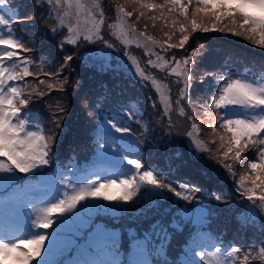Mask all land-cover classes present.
Wrapping results in <instances>:
<instances>
[{
  "label": "rangeland",
  "instance_id": "obj_1",
  "mask_svg": "<svg viewBox=\"0 0 264 264\" xmlns=\"http://www.w3.org/2000/svg\"><path fill=\"white\" fill-rule=\"evenodd\" d=\"M155 2L162 3L163 0H155ZM185 2L187 3V0H185ZM96 3L99 6L105 5L106 12H100L99 9L96 10L97 7L93 6V0H80V4L84 5L83 9H80L76 6V0H72V7L70 8L64 4L63 0H61L62 6L59 8L48 4L47 0H43V2L39 5L37 4V0H12L9 6L15 9L16 16L21 21L16 26L18 30L14 31L13 34L21 43L25 44L26 47L31 49L29 51L17 50L20 59L16 60V63L21 68L27 66L29 70L37 68L43 71H47L49 69L54 70L56 64L58 63L57 59L61 58L67 45L71 48L79 49L86 44L81 43L86 42L83 40V36L85 34H92L93 41L87 42V45L92 47L83 48L81 50L80 57H83L88 53L95 54L96 57L94 58L100 61L105 59L104 65L107 64L108 67H112V65H110L111 61H118V64L122 62V69H128L127 73L131 76V78L138 80L142 85V87H138L137 84H134V92L130 96L129 101V106L132 112V121L130 122L129 127L131 129L132 136L137 139L139 143L138 148L141 154L138 158L142 164L141 171L145 169L152 170L158 179H162L170 186L178 188L176 183L179 182V179L170 177V175L168 176L167 170L165 169H162V171L158 170L159 168L157 162L159 165H161V167H166V169L172 167L173 165L191 166L195 175L200 178H194L196 180L194 183L199 184L198 186L202 188L203 191L192 193V195L199 198V202H202V204H200L196 202L189 203L183 200L178 201L176 198H174V193L165 192L162 194L158 189H153L151 192H159V196L153 195L151 193H145L144 189L142 188L141 193H139L132 202H123V209H125V211L121 212L130 213L136 224L115 225V223L110 222L109 219H107V217L110 216V213L98 212V214L93 218V227L96 223H101L104 224L107 229L118 231L120 247L126 249L134 238L143 239L145 233L153 232L154 230L152 225L158 222L159 227L164 229L166 232L167 239L166 241L163 238L160 240L153 239L149 243L151 253H154L156 248L161 243L163 244L162 255H150L152 264H217V260L226 255L229 247H226L221 253L213 256L211 253L215 252L216 247H214L213 251L209 253L202 249V244L195 247L194 251H192V249L187 250V247L183 248L182 246V238L184 237L183 233H185L187 227L188 229L199 228L206 230L208 233H212V230H210L208 226H203L204 223L214 226H216V223L222 225L224 224L225 229L228 228L230 230L231 227L235 229L236 227L238 228V233L240 236H242L241 240L243 242L241 243L244 244L243 247L248 250V253L251 254L253 260H257L258 264V253H253L250 245H253L255 242L254 246L259 248L260 243L264 242V233H261L254 228L242 229L237 220L238 216L247 215L251 207V202H249L246 197L242 198L240 196L239 191L237 190V184L242 175L252 176L254 173H252L251 169L247 168L241 170L237 166H234L238 163H234L231 159L225 161L224 163L232 164V172H229L224 166L219 168V164H223L218 162L217 159V157L222 155L223 151L219 148V136L213 132L211 127L209 128V131L204 132L205 130L197 123H190V125H188V120H185V117H183L180 110L182 106L178 108L177 101L179 98L177 101L175 100L176 102L174 99H172L171 92L175 84L183 85V81L180 80V78L170 74V68L175 66V60L172 59L171 55L176 50H182L179 48L167 49V42L169 41H167L166 33L172 31V17L168 14L166 9L163 10V19L160 18L162 13L155 10H145V13L147 12L146 15L144 17H140L138 0H96ZM113 4L117 5V7ZM121 7L124 8L126 12H131L132 15L130 17L123 16V14L118 11V9ZM194 7L195 3L193 2V4L190 6V11L193 10ZM153 15L157 17L156 20L149 18ZM29 17H31V19H27ZM52 19H54V22L50 21ZM176 19L179 20L182 19V17H176ZM223 23L228 24V21L225 20ZM166 24L168 25L167 27L165 26ZM95 25L99 26L101 37L99 39L95 34ZM118 25L122 26V31L117 27ZM53 28H56L55 32H53ZM69 28L73 29V31L69 32ZM200 33L211 37L209 39L194 38V35ZM4 35H6V33H4ZM224 35H228L231 41H236L237 45L244 47L241 48L242 50L253 53V55L258 54L261 57H264V49H260L252 45L242 37L231 35L227 31L225 33H220L218 31L204 33L198 31L190 35L189 41L187 43L188 49L184 54V58L192 56V59L189 61L187 67L190 81V87L188 89L190 92L189 96L193 93L196 98V102H201V105L203 106L202 108L206 111L208 117L215 119L216 116L212 114L213 110L208 107V105L211 103L213 96L216 95V90L218 87L217 81L224 74L234 71L241 72L240 65L231 63L228 59L232 53L228 54L227 52H222L223 48H225L226 45H229L227 42L221 40ZM76 36H79V39H77V43L75 45L67 43L61 45V41H65L69 37L75 38ZM147 36H151L154 40L159 41L164 45V47L161 48L158 45L151 44L145 39ZM179 36L180 33L175 31L173 39L170 42H178ZM124 40H128L129 43L125 44ZM113 41H115L114 45L120 48L123 47L121 49H124L125 52H128V55L135 57L140 67L144 69L145 75L149 76L150 78H154L157 81V85H153L151 79L142 80L136 74L135 66L131 64V61L128 59V55H120L116 51L115 46L109 49L107 47V43L112 44ZM93 43L95 44L93 45ZM232 44L233 43L230 42V45ZM98 45L100 46L92 49ZM57 50H59L60 54L57 53ZM167 52L169 55H167ZM157 54L162 56L164 60L168 61V66L163 68H154L152 64L148 63V61L151 60L157 64H162V61L157 59ZM169 56H171V58H169ZM199 56L203 58V61L200 60ZM24 60H29L30 63L25 65L23 63ZM177 60H180V58ZM59 69H62V65L59 67ZM257 70L260 72L261 68L259 67ZM204 72H206V82L204 81L203 77ZM242 73L244 76H241L238 79L249 80L250 76L255 74L253 72L247 75H245V72ZM88 74H90V70L88 68H85V70L80 73L81 77H79V80L76 81L77 84L75 85V91L78 92V95L75 97L69 96L68 93L66 94L65 89H63V91H58L56 88H54L49 91L48 89L45 90L46 95L40 98L39 106L44 110L45 116L49 120V133L50 136L55 137L57 145L61 144L65 137L69 136L75 131L73 120L78 116L77 113L80 114V117L78 118L79 122L76 126V129L78 130L71 140L67 142V145L71 146L73 144L75 147L78 138H83L80 133L91 137V142H95L101 137L96 129V122L99 119L101 122V117L99 115L88 114L89 108L96 110L98 107L87 106V101L84 94L86 89L85 87H82V84H84L83 78L88 76ZM71 78L72 75H69L68 77L63 76L56 81L55 77L49 78V76H45L40 77L38 80L44 79L54 85L59 83L64 87V80L66 79V81H68ZM80 80L82 84L79 82ZM177 80L182 81L181 84ZM256 81L264 83V77L259 76L257 77ZM125 82L129 83V78H125ZM9 83H12L13 86L21 88L22 95H27V97L28 94L32 92L33 88L44 86L39 84V82L34 83L29 79V77H25L22 81H10ZM222 84L223 81L220 80V85ZM192 85L194 91L192 90ZM147 86L151 89L155 96L151 94ZM157 87L159 88V91H157ZM39 90L44 91V88H39ZM162 96L168 98L169 107L167 112L165 111L164 103H162ZM203 99H205V101ZM36 101V99L29 101L27 107L22 109V111L27 114L21 113V115H27L28 121L30 118L34 119V116L28 112L40 111L36 109ZM60 107L64 108V112L59 111ZM56 120L60 121V127H57V124L55 123ZM137 121H139V123H137ZM193 124H196L199 128V131L194 133L195 139L201 141L205 146H207L210 149L209 152H204L202 154L203 151L197 149L196 144L193 142V137H189L187 135L188 132L193 131ZM213 125H216L217 131L222 133V130L219 129L218 124L213 123ZM28 126L32 127V130H37V124L32 123ZM171 132L172 134L169 135ZM44 134L48 135V130H45ZM209 135L214 137H209ZM213 141H215V143H213ZM102 143H104L103 140L93 144L91 146V151L101 148L100 145ZM185 151H187L190 155L186 156ZM115 152L116 151L112 148L111 153ZM177 152L180 153L179 156L176 155ZM249 153L250 155L247 157L248 161H245L246 164H244L246 167L249 162H259L256 159L258 154L254 150L246 151L243 154L244 157ZM66 154H70V156L62 161H58L53 166L47 165L43 167L42 171L47 173L48 183L60 184V180L64 178L62 167L65 163L69 162V159H79L89 162V160H87V152H80L78 149L76 151H72L70 148L64 153V155ZM58 157H60L58 154L56 155L53 153V155L50 156V164L55 163L56 158ZM206 157H209L214 162V170H211L209 165L205 163ZM190 158L193 160L191 161ZM148 164H150L153 169H151ZM204 167L209 168L211 171L205 172ZM183 172H185V170H183ZM174 174L175 172L172 173V175ZM130 175L131 174L129 173L125 176ZM125 176L119 178H124ZM16 177V180L12 182L22 183L24 180L30 178L28 174L18 172L16 173ZM232 178L234 179L232 180ZM91 179H99L102 182L104 178L101 179V177L96 176L92 177ZM90 181L88 183H90ZM219 186L225 187L226 190L229 191L230 196L225 197L224 194L217 192V188ZM246 186L250 187L251 185L246 182ZM8 187L9 184H1L0 192L6 191ZM67 192L70 193V191ZM34 193L40 195L45 193V191L36 189L34 190ZM217 193H220L223 197L220 201L215 199V195ZM259 194V190H257V195ZM0 196L2 195L0 194ZM61 198L62 197L59 199ZM158 198L172 199L171 205L176 206L177 210L171 212L169 209H167V207L160 206L156 201ZM59 199L44 204H37V215L40 214L43 208L50 207L52 203L58 202ZM137 201L140 203L137 204ZM82 203H96L101 204L104 207L108 206V201L102 200L87 201ZM257 203H259V201H257ZM10 205L0 206L1 216L5 215L6 219H15L16 221H20L26 224L28 228H31V230L26 233L25 237L27 238H32L34 233L42 234V232H39L38 229L32 226L34 224L33 218L36 217L31 215V210L27 211V214L30 216L24 217L20 209L13 208ZM198 208L203 209V214L197 211ZM185 210L187 211L185 212ZM77 211L80 212V215L85 219L88 218L87 212L82 211L80 205L77 206ZM256 211L259 213V217H264V210L257 208ZM167 212L170 213V221L168 222ZM75 215L76 213L66 214V218L63 219V221H65L63 224L54 223L52 227L48 228L50 231H57L59 234H52L51 237H48L45 240L43 249H45L46 252L40 254V256L37 258H33L31 264H39L40 261L46 259L50 260L51 264L66 262L69 260V258L76 259L78 252L77 248H73L70 252H64L61 254L63 248L66 245V241L71 238L76 240L77 245H82L87 240L88 232L92 231V228L84 231L83 236H76L74 231H72V229L76 228L77 223L73 219ZM155 215L157 216L147 223L140 222L141 217L143 216L152 217ZM132 218L129 215L124 217H116V222L132 223ZM144 221H148V219L145 218L143 219V222ZM129 230H133L135 236H131L129 234ZM230 231L232 233L230 236L228 235V231L226 234L221 235L218 241H223L224 243L225 241H228L230 243L229 246L235 243L231 239L232 236L234 239L236 230ZM180 232L181 234H179ZM249 232H253L255 236L250 235ZM0 233L12 237L15 236L9 231L3 233L1 228ZM43 233L46 235L51 234L48 232ZM62 235H64L63 238H61ZM53 237H55V239H53ZM203 237L208 239L209 234H205ZM191 238L193 240L197 238L195 230L191 231ZM224 243H218L217 245H224ZM50 248L51 254H49ZM181 249H183L182 253ZM196 253H202L205 259L203 261L200 260V257L196 255ZM241 255H243V253H241ZM234 260L237 262V264H244V261L241 259L240 255L235 256ZM249 264H252V262L249 261Z\"/></svg>",
  "mask_w": 264,
  "mask_h": 264
},
{
  "label": "snow or ice",
  "instance_id": "obj_2",
  "mask_svg": "<svg viewBox=\"0 0 264 264\" xmlns=\"http://www.w3.org/2000/svg\"><path fill=\"white\" fill-rule=\"evenodd\" d=\"M12 0H0V178H3L5 184L16 180V173H33L35 170H43L44 166L51 163L50 156L53 155L51 147L55 143V137L43 134L37 125V130H32L28 125L27 115H21L22 109L26 108L30 99L35 95L42 97L46 95L45 91L33 88L27 98H21L22 90L19 87L12 86L10 81H22L25 77L37 76L29 70L27 66L21 68L16 63L20 59L17 50L29 51V47L21 43L13 34L17 31V25L21 22L17 16L15 9L11 6ZM43 0H37V4ZM69 8L72 7V0H63ZM195 3V7L190 11V6ZM47 3L56 8L62 6L61 0H47ZM139 16L144 17L147 11L161 12V19L164 18L163 10H167L172 17V31L167 35V49H183L188 43L190 35L195 32L208 33L210 31H218L231 35L242 37L252 45L264 49V0H163L162 3H157L155 0H138ZM76 6L80 9L84 5L80 4V0H76ZM93 6L98 7L96 0H93ZM118 11L125 17H130L131 12H126L124 8H119ZM182 17V19H176ZM156 20L155 15L149 17ZM31 19V17L27 18ZM227 20L228 24L223 22ZM168 26L167 24L165 25ZM97 38L100 37L99 26H94ZM122 31V26L118 25ZM56 28H53V32ZM69 32L73 29L69 28ZM175 31L180 33L178 42L172 43ZM6 33V35H4ZM79 36L75 38L69 37L64 43L75 45ZM151 44L158 45L163 48L164 45L159 41L154 40L151 36L145 37ZM83 40L86 42L93 41L92 34H85ZM124 43H129L124 40ZM139 46V45H138ZM107 47L111 49L113 45L107 43ZM165 49V50H167ZM72 56H66L65 61H71ZM131 64L135 66L136 74L142 80H152L153 85H157L154 78L145 75L137 62L136 58L128 55ZM157 59L162 61V64H157L149 60L148 63L156 67L168 66V61L157 54ZM192 56L175 60V66L170 68V74L175 75L183 81V90L181 97L187 95V90L190 87L188 77V64ZM12 62V63H8ZM27 65L29 60H24ZM108 68L105 64L103 69ZM49 78L59 75L56 73H43ZM220 80L223 84L220 85ZM66 79L64 83H66ZM179 82V81H178ZM39 84L44 85L48 90L56 88L58 91H63L62 84L54 85L47 80L40 79ZM216 95L213 96L211 103L208 105L213 110L216 116L215 124L219 125L221 132L213 124H209L213 132L219 136V148L222 155L217 157L218 162L223 163V166L232 172V164L224 163L231 159L234 163H239L245 159L244 153L248 150L257 152L256 159L259 162H249L247 168L251 169L254 175L240 177L237 184V190L242 198L246 197L251 202V207L247 215L237 217V220L242 229L254 228L264 233V217H259L257 208L264 210V83L259 81H248L245 79H231L228 76H222L217 81ZM157 91L159 88L157 87ZM162 103L165 105V111H168V98L162 96ZM60 112H64V108H59ZM181 113L183 110L181 109ZM101 124L100 131L104 137H107L104 143L100 145L104 148L108 146V153L114 155L119 162L121 155L119 151L120 144L137 143L125 134L129 133L130 129L127 122L122 118L117 121L115 117L105 116L100 114ZM57 127H60V121L56 120ZM139 123V121H137ZM110 125V127H109ZM192 132H188L189 137H193V142L197 149L203 152H209L210 149L201 141L195 139L194 133L199 131L196 124L192 125ZM114 130V131H113ZM116 133H120L117 136ZM215 143V141H213ZM117 144V151L111 153V145ZM137 143V147H138ZM180 155L179 152L176 153ZM127 165L132 168L130 176L119 178L115 175H109L101 182L99 179H91L87 183L77 189L76 185L72 184L67 177L60 180V184L65 188H70L72 194L64 193V198L54 202L50 207H45L40 214L36 216L35 222L32 225L36 229H48L54 223L63 224V220H54L53 214L64 216L70 213H76L73 219L77 222L76 228L72 229L76 236H83L84 231L92 228L88 232L87 240L82 245H77L76 240L69 238L62 250L70 252L71 249L77 248V257L66 261V264H122V256L119 252V232L107 229L104 224L96 223L93 227V218L98 212L111 213L116 216L118 213L125 211L118 207H104L96 203H82L87 201H108V202H132L142 188L145 193H151L159 196V192H151L153 189L165 190L174 193L181 200L192 203H199V198L192 195L203 191L198 185H186L181 183L179 190L170 186L162 179H158L152 170L145 169L141 171L142 164L139 158H128L124 155ZM122 166V165H121ZM248 182L251 186H246ZM259 190V195H257ZM223 197L220 193L215 195V199L220 201ZM259 201V203H257ZM140 202L137 201V204ZM81 206L82 211L87 212V217L84 218L77 211V206ZM35 211V210H34ZM187 210H185L186 212ZM197 211L203 214V209L198 208ZM153 232L145 233L143 239L134 238L131 242V252L128 255L127 264H152L150 255H162L163 244L161 243L154 253L149 251L148 245L153 240L167 239V234L164 229L159 227L158 222L152 225ZM79 229V230H76ZM131 236H135L133 230H129ZM47 239L45 234L34 233L32 238L16 239L0 233V264H31L34 257H39L44 242ZM55 239V237H53ZM255 243V242H254ZM250 245L253 253H258V264H264V242H261L259 248ZM222 252V248H216L211 254L216 256ZM243 253V255H241ZM51 254V248L49 249ZM200 260L205 257L202 253H196ZM241 256L244 264H257V260H253L251 254L243 246H229L226 255L217 260V264H237L234 260L235 256ZM39 264H51L50 260L40 261Z\"/></svg>",
  "mask_w": 264,
  "mask_h": 264
},
{
  "label": "trees",
  "instance_id": "obj_3",
  "mask_svg": "<svg viewBox=\"0 0 264 264\" xmlns=\"http://www.w3.org/2000/svg\"><path fill=\"white\" fill-rule=\"evenodd\" d=\"M114 6L117 7V5H114ZM105 7H106L105 5L104 6L98 5L96 10L99 9L100 12H102V11L106 12ZM106 18H107V16H106ZM50 21L54 22V19H52ZM210 37L211 36H208V35L203 34V33L194 35V38H196V39L197 38H203V39L208 38L209 39ZM221 40H223L224 42H227L229 45H230V42L233 43L231 45L233 47L226 45L225 48H223L222 52H227L228 54L232 53L228 59L230 60V62L236 61V58H234V56L239 54V52H237L235 49H238L240 46L237 45L236 41H231L229 39L228 35H224V37ZM81 43H86V44L79 49L71 48L67 45L65 47V50H64L61 58L57 59L58 63L56 64L54 70H51V71L50 70H47V71L35 70L34 73H37L38 75L32 76V81L34 83H38L39 82L38 79L40 77L46 76L43 73H56V72L60 71L59 75L55 76L56 81L59 80V78H62L63 76L68 77L69 75H72V78L69 79L64 84L63 89H65L66 94L68 93L69 96L75 97L76 95H78V92L75 91V85L77 84L76 81L79 80V77H81L80 73L83 70H85V68H88L90 70V74H88V76L83 78L84 84L81 83V80L79 81L82 84V87H85L86 90H85L84 94L88 99L92 100L93 102L97 103L98 106L103 107V108L110 107V106H117V105L129 106L130 96L133 94L134 89H133L132 85H129L125 82V78H129V77L124 73V71L121 70V68L123 67V63L121 62L120 64H118V61H115V62L111 61L110 65H112V67H108L105 70H101L104 67V63H102L101 61H96V59H94L95 56L93 54L88 53L85 56L80 57L81 56V50L87 46V42H81ZM114 43H115V41L112 42V45L115 46L116 51L120 55H123V54L128 55V52H125L124 49H121L123 47L120 48V47L114 45ZM187 49H188V46L186 44V46L181 51L176 50L171 55L172 59L173 60H177L178 58L184 59V54L187 51ZM238 50H241V49H238ZM57 53L60 54L59 50H57ZM167 55H169L168 52H167ZM66 56H72L73 59L71 61H65L64 62ZM171 56H169V58H171ZM200 60L203 61V58L200 57ZM83 62H84V65H83ZM61 65H62V69H59V67ZM244 69L249 73L253 72L255 74H261V72H259L256 68H254L253 64H249V65L246 64V66H244ZM262 70L264 71V68H262ZM48 71H50V72H48ZM205 76H206V72H204V74H203L204 81L206 82ZM124 86H128V87H124ZM39 88H44V91L47 90V88L45 86H39ZM182 90H183V85H176L175 84L171 94H172V99H174V101L175 100L177 101L179 98V100L177 101L178 102L177 105H178V108H180V106H182L180 108V110L181 109L183 110L182 115H183V117H185V120L186 119L188 120L187 121L188 125H190V123H197L201 126V128H203L205 130L204 132L209 131L210 130L209 124H213L216 121V119L208 117V115L206 114V111L202 108L203 106L201 105V102H196V98L193 95V93H192V95L189 96V93H190L189 90H187V95L185 97H181V91ZM192 90H193V85H192ZM203 100L205 101V99H203ZM73 122H74V126H76L79 122V119L77 117H75ZM214 127H216V125H214ZM171 134H172V132L169 135H171ZM209 137H214V136L209 135ZM203 153L204 152H202V154ZM185 155L189 156L190 154H188V152L185 151ZM249 155H250V153L247 154V156H245L244 161H241L240 163L235 164L234 166H237L241 170L247 169L246 165L244 166V164H246L245 161H248L247 157ZM190 160L192 161L193 159L190 158ZM205 163H207L209 165L211 170H214V167H215L214 162L209 157H206ZM157 164H158V168H159L158 170L162 171V169H165V170H167L168 176L170 175V177L179 179V182L176 183V184H178V186L181 183H185L186 185H193L194 182L196 181L194 178L200 179L199 177H197L195 175V173L193 172V169L190 168L189 166L173 165L172 167H169L166 169V167H164V168L161 167L158 162H157ZM220 167H223V164H219V168ZM183 170H185V172H183ZM204 170H205V172L211 171L209 168H206V167H204ZM173 172H175L174 175H172ZM177 173H178V175H177ZM182 175H183V177H182ZM233 179L234 178H232V180ZM159 191L162 194L167 192L165 190H159ZM217 192L224 194L225 197L230 196L229 191H227L226 188L222 187V186H219L217 188ZM174 198H176L178 201L179 200L182 201L179 197L174 196ZM156 201L160 206H164V207H167L168 205H171V203H172V199H167V198H158ZM199 203L202 204V202H199ZM249 234L252 236H255V234L253 232H249Z\"/></svg>",
  "mask_w": 264,
  "mask_h": 264
},
{
  "label": "clouds",
  "instance_id": "obj_4",
  "mask_svg": "<svg viewBox=\"0 0 264 264\" xmlns=\"http://www.w3.org/2000/svg\"><path fill=\"white\" fill-rule=\"evenodd\" d=\"M147 88L150 90L151 94H152L153 96H155V94L151 91V89H150L148 86H147ZM36 89H39V87H36ZM34 97H36V96L34 95ZM111 116H112V117H115V118L118 119L116 113H114V112H111ZM123 154L125 155L126 152H123Z\"/></svg>",
  "mask_w": 264,
  "mask_h": 264
}]
</instances>
